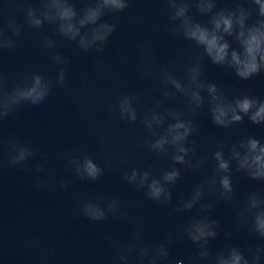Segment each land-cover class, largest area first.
I'll return each instance as SVG.
<instances>
[{
	"label": "clouds",
	"instance_id": "obj_1",
	"mask_svg": "<svg viewBox=\"0 0 264 264\" xmlns=\"http://www.w3.org/2000/svg\"><path fill=\"white\" fill-rule=\"evenodd\" d=\"M10 2L14 3L15 0ZM131 2L132 0H89L79 10L73 0H38V6L28 3L22 9L23 24L12 17L6 21L5 26L0 27V51L16 48V41L21 38L24 26L40 29L47 24L54 26V31L64 40L75 42L82 51L94 50L101 53L119 22V17L115 15L112 23L104 22L102 18L106 14L125 12ZM165 3L170 13L167 31L193 42L202 52L195 63L187 66L185 79L177 78L168 68L160 70L163 101L175 99L177 95L183 96L187 100L186 107L193 113L207 103L213 124L225 129L243 123L245 117L253 125H264V99L248 93L229 98L215 83L205 81L201 71L207 58L214 65L231 69L245 81L264 72V0H248L254 7L239 4L234 8H217V0H165ZM193 8L199 15L209 18L206 24L195 19L191 14ZM233 42L238 47L234 48ZM56 44L57 41L45 36L41 46L48 49ZM137 47L143 51L146 45L140 42ZM51 60L57 65L69 63L68 58L59 53L54 54ZM153 64L154 60L146 64L143 75L153 74ZM65 75V68L60 67L55 77V83L60 87L66 86ZM17 80L20 82L9 87L7 77L0 71V123L21 105L39 106L49 97L53 88V81L39 73H18ZM202 93H206V96ZM137 99L132 94L119 97L115 107L110 109L113 118L133 124L139 119L150 137L142 147L156 155L170 156L172 166L159 177L153 176L151 168L143 171L133 168L130 172L124 171L123 179L129 185H134L137 191L144 190L148 200L167 207L173 201L171 187L181 177V168L177 166L198 171L204 163L200 159L193 162L197 149L194 143L189 144V138L198 134L199 129L193 120L185 118L182 111L166 108L157 111L153 108L144 112L141 117L134 103ZM162 106L163 102L157 105ZM0 144L8 146L6 154L9 166H19L21 170L25 169L26 161L37 155L33 146L18 138L0 136ZM66 158L74 175L81 181H97L104 175V169L87 153L66 154ZM212 159L215 161L213 174L197 185L189 199H179L174 206L175 212L190 213L199 206L200 212L213 213V204L202 203L206 195L231 203L234 199L233 164L236 172L246 174L250 180L264 182V142L254 136L242 138L231 145L227 155L223 144H219ZM46 163L47 157H44L43 162L37 165L38 171H43ZM42 184L43 181L36 178L35 185L40 187ZM60 187L67 188L68 184L60 181ZM79 211L84 218L95 222L106 220L109 214L116 219L127 216L119 199H106L103 196L96 198L95 202L82 201ZM236 212L239 220L236 230L247 229L249 236L264 240V194L251 193L246 205ZM219 228V221L210 215L193 217L183 225V237L198 250V259L189 260L188 264H264V247L249 249L250 254L245 255L238 246L228 244L213 254L209 250V242L218 237ZM224 235L226 239L232 237L231 232ZM141 239L142 234L137 232L122 246L118 254L120 264H129L133 255L137 264H169V246L174 243L172 233L168 234L165 242L154 247L142 245ZM175 264H184V261L176 260Z\"/></svg>",
	"mask_w": 264,
	"mask_h": 264
}]
</instances>
